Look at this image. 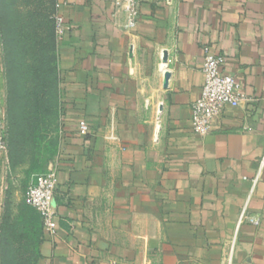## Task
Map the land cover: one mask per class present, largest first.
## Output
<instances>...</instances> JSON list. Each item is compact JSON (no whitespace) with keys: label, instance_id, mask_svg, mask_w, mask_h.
Returning <instances> with one entry per match:
<instances>
[{"label":"crops","instance_id":"obj_1","mask_svg":"<svg viewBox=\"0 0 264 264\" xmlns=\"http://www.w3.org/2000/svg\"><path fill=\"white\" fill-rule=\"evenodd\" d=\"M56 1L59 219L39 264H264V0H142L132 30L110 0ZM208 52L244 99L200 136ZM244 208L259 224L238 230Z\"/></svg>","mask_w":264,"mask_h":264},{"label":"trees","instance_id":"obj_2","mask_svg":"<svg viewBox=\"0 0 264 264\" xmlns=\"http://www.w3.org/2000/svg\"><path fill=\"white\" fill-rule=\"evenodd\" d=\"M16 3V0H0L8 111L14 130L18 123L24 124V136L33 137L41 133L50 114L57 115L56 13L49 12L44 0H22L27 11L22 16L18 15ZM28 60L30 64L26 62ZM49 95H55L53 106L48 101ZM61 110L62 103V118ZM45 172L34 174L32 179ZM43 239V222L36 210L25 205L18 208L17 214L8 210L0 229L1 264H39ZM21 250L24 253H20Z\"/></svg>","mask_w":264,"mask_h":264},{"label":"built area","instance_id":"obj_3","mask_svg":"<svg viewBox=\"0 0 264 264\" xmlns=\"http://www.w3.org/2000/svg\"><path fill=\"white\" fill-rule=\"evenodd\" d=\"M126 14L124 29L132 30L139 25L142 0H110ZM68 24L58 14L55 15V33L57 40L62 39L67 31ZM226 58L218 53L208 52L205 56L202 71L205 82L200 97L192 105L193 133L205 136L210 133L213 122L220 118L228 107H238L244 99L241 86L232 75L225 74L223 68ZM3 110L0 109V150L5 149V125ZM79 132L86 136L89 134L87 121L81 120ZM264 167V157L260 162ZM59 186L57 169H50L45 173L35 175L27 191L26 201L30 207L37 211L43 222L44 237H54L58 230L59 213L55 204L56 192ZM244 222L259 224L249 216L244 208L239 216L237 229Z\"/></svg>","mask_w":264,"mask_h":264},{"label":"rangeland","instance_id":"obj_4","mask_svg":"<svg viewBox=\"0 0 264 264\" xmlns=\"http://www.w3.org/2000/svg\"><path fill=\"white\" fill-rule=\"evenodd\" d=\"M16 7H19L18 15L25 16L27 13L22 0H16ZM49 12L57 10V1L44 0ZM56 15V14H55ZM57 38V37H56ZM57 42L56 68V102L58 103L57 115H51L47 123L42 128L39 135L33 137L24 136L26 127L18 123L17 127H12V121L8 111V87L7 68L5 61L4 44L0 31V109L3 110L5 134V149L0 150V229L4 216L9 210L17 214L18 208L25 205L30 208L26 201V195L32 176L41 171H48L56 168V162L60 150L61 141V72L59 67V48ZM31 62V61H26ZM30 64V63H29ZM55 95H49L50 106L55 105ZM53 96V97H52ZM55 109V110H56ZM55 110L53 113H56ZM20 253H24L21 250ZM1 264V262H0Z\"/></svg>","mask_w":264,"mask_h":264}]
</instances>
